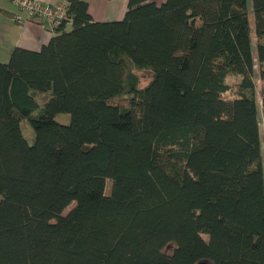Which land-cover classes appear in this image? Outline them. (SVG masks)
Returning a JSON list of instances; mask_svg holds the SVG:
<instances>
[{"label":"trees","instance_id":"obj_1","mask_svg":"<svg viewBox=\"0 0 264 264\" xmlns=\"http://www.w3.org/2000/svg\"><path fill=\"white\" fill-rule=\"evenodd\" d=\"M66 1L0 62V264H264V0Z\"/></svg>","mask_w":264,"mask_h":264},{"label":"crops","instance_id":"obj_2","mask_svg":"<svg viewBox=\"0 0 264 264\" xmlns=\"http://www.w3.org/2000/svg\"><path fill=\"white\" fill-rule=\"evenodd\" d=\"M44 4L63 3L66 0H39ZM89 4V12L94 21L110 22L123 19L128 9L129 0H85ZM157 3L165 0H152ZM248 8L253 13L252 0H248ZM15 15L25 18L12 0H0V62L7 63L14 48L39 51L47 45L55 34L34 22L18 24L13 20ZM71 27L68 26L67 30Z\"/></svg>","mask_w":264,"mask_h":264},{"label":"built area","instance_id":"obj_3","mask_svg":"<svg viewBox=\"0 0 264 264\" xmlns=\"http://www.w3.org/2000/svg\"><path fill=\"white\" fill-rule=\"evenodd\" d=\"M12 2L25 15V18L20 15L14 16L13 20L18 24L34 21L44 26L48 32L55 34L62 24L72 23L67 1L55 4H44L39 0H12Z\"/></svg>","mask_w":264,"mask_h":264},{"label":"rangeland","instance_id":"obj_4","mask_svg":"<svg viewBox=\"0 0 264 264\" xmlns=\"http://www.w3.org/2000/svg\"><path fill=\"white\" fill-rule=\"evenodd\" d=\"M163 3V2H161ZM158 3V4H161ZM251 20H252V25L254 26V17L253 15H251ZM255 47V46H254ZM259 65L258 63H256V69H255V75H254V82H255V86H256V95H257V102H258V106H259V123H260V133L264 142V123H263V116H262V101H261V92L262 89L264 87V82L261 80L260 78V70H259ZM136 74L139 77L140 80V86H144L146 85L152 78V73L148 70H135ZM239 80V77L236 76H231L229 78V83L234 87L233 91H231L230 93L227 94V96L229 97H233L236 93V88L235 85L237 84ZM36 97L40 102H43L46 98L45 95L36 93ZM57 120L60 123L63 124H69L70 123V116L66 115V114H60L57 117ZM25 137L27 138L28 142L30 144H32L35 140V134L33 132V129L29 126V123H24L22 125ZM262 155L264 156V144H263V151H262ZM111 192V185L107 186V193L110 194ZM206 264H210L209 262H207Z\"/></svg>","mask_w":264,"mask_h":264}]
</instances>
